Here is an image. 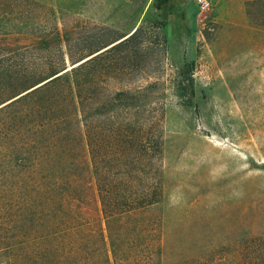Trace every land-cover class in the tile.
<instances>
[{
  "label": "trees",
  "instance_id": "obj_1",
  "mask_svg": "<svg viewBox=\"0 0 264 264\" xmlns=\"http://www.w3.org/2000/svg\"><path fill=\"white\" fill-rule=\"evenodd\" d=\"M140 31L77 53L67 37L0 46V104L54 75L0 106V264H264V231L167 250L151 212L163 198L157 82L109 88L110 53L134 51ZM55 41L60 59L37 61Z\"/></svg>",
  "mask_w": 264,
  "mask_h": 264
},
{
  "label": "rangeland",
  "instance_id": "obj_2",
  "mask_svg": "<svg viewBox=\"0 0 264 264\" xmlns=\"http://www.w3.org/2000/svg\"><path fill=\"white\" fill-rule=\"evenodd\" d=\"M210 2L0 0V46L67 37L77 53L141 27L134 51L110 53L109 88L157 82L163 198L151 212L171 253L264 231V1ZM56 43L37 61L60 59Z\"/></svg>",
  "mask_w": 264,
  "mask_h": 264
},
{
  "label": "built area",
  "instance_id": "obj_3",
  "mask_svg": "<svg viewBox=\"0 0 264 264\" xmlns=\"http://www.w3.org/2000/svg\"><path fill=\"white\" fill-rule=\"evenodd\" d=\"M194 1L196 5L202 10L208 9L211 5L210 0H194Z\"/></svg>",
  "mask_w": 264,
  "mask_h": 264
},
{
  "label": "water",
  "instance_id": "obj_4",
  "mask_svg": "<svg viewBox=\"0 0 264 264\" xmlns=\"http://www.w3.org/2000/svg\"><path fill=\"white\" fill-rule=\"evenodd\" d=\"M133 30H134V29H133ZM82 60H83V59H82ZM64 70H66V69H64ZM61 72H62V71H60L59 73H61ZM57 74H58V73H57ZM53 76H54V75H53ZM53 76H51V77H49V78L45 79L44 81H46V80H48V79L52 78ZM44 81H42V82H40V83H38V84H36V85H34V86L30 87L29 89H27V90H25V91H23V92H21V93H19L18 95H16V96L12 97L11 99L7 100L6 102H9L10 100H12V99H14V98L18 97L19 95H21V94L25 93L26 91H28V90H30V89H32V88H34V87H35V86H37V85H39V84L43 83ZM6 102H4V103L0 104V106H1V105H3V104H5Z\"/></svg>",
  "mask_w": 264,
  "mask_h": 264
}]
</instances>
